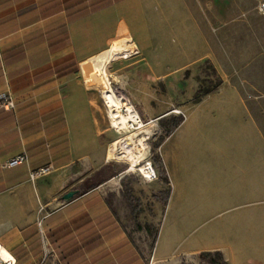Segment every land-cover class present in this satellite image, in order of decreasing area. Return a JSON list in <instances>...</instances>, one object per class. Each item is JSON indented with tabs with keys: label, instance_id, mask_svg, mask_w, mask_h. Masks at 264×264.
Listing matches in <instances>:
<instances>
[{
	"label": "crops",
	"instance_id": "obj_1",
	"mask_svg": "<svg viewBox=\"0 0 264 264\" xmlns=\"http://www.w3.org/2000/svg\"><path fill=\"white\" fill-rule=\"evenodd\" d=\"M147 11L146 0H0V93L15 104L0 108V253L13 264H74L77 255L106 252L98 249L104 234L120 236L107 212L64 211L93 188L57 201L56 169L106 159L100 108L82 77L89 59L112 47L119 54L113 61L128 56L127 38L141 52L143 89L166 76L164 57L151 55L128 24ZM121 24L129 34L111 35ZM194 85L178 102L181 122L157 148L168 195L153 255L167 259L157 256L159 233L188 232L186 255L217 251L227 264H264V128L229 79L221 76L198 100ZM23 153L26 161L5 165ZM43 164L55 171L30 179Z\"/></svg>",
	"mask_w": 264,
	"mask_h": 264
},
{
	"label": "rangeland",
	"instance_id": "obj_2",
	"mask_svg": "<svg viewBox=\"0 0 264 264\" xmlns=\"http://www.w3.org/2000/svg\"><path fill=\"white\" fill-rule=\"evenodd\" d=\"M146 1L148 16L139 17L138 21L129 19L128 24L135 40L148 44L151 55L164 57L162 71L166 76L154 79L148 91L143 89L139 73L141 61L136 60L142 57L141 52L110 64L119 56L112 47L87 61L99 57L109 60V86L124 94L137 110L143 126L119 130L112 127L108 108L101 97L100 81H95L91 87L100 108L106 159L103 157L92 166L76 162L71 168L56 169L59 202H67L93 187L64 211H104L121 227V239L104 234L106 244L98 249H106V252L77 255L78 263L74 264H87V260L95 259L99 260L96 264H219L200 254H184L187 242L192 239L188 232L159 233L157 256L165 255L167 259L155 258L153 249L164 202L162 191L167 190L168 184L160 180L161 170L159 172L156 166L158 179L152 182L141 179L137 167L146 160L148 150L153 163L159 156L158 141L166 129L164 124L174 116H182L170 111L181 110L177 108L178 102L191 93V84L196 86L192 99H197L201 95L197 93L198 88L207 91L216 86L221 76L229 79L239 86L264 128V0ZM124 34L129 32L121 24L111 35ZM126 39L122 38V44L131 55L133 48ZM91 69V64L84 65L85 73ZM139 153L141 164L138 163ZM131 166L134 169L128 171ZM52 171L54 168L34 179ZM158 181L163 184L159 192L156 191ZM68 193L71 196L66 198ZM157 199L160 205L155 208ZM118 239L120 244L113 251L111 244ZM1 256L8 258L2 253Z\"/></svg>",
	"mask_w": 264,
	"mask_h": 264
},
{
	"label": "bare ground",
	"instance_id": "obj_3",
	"mask_svg": "<svg viewBox=\"0 0 264 264\" xmlns=\"http://www.w3.org/2000/svg\"><path fill=\"white\" fill-rule=\"evenodd\" d=\"M91 64V71L85 73L82 69V77L85 80L87 86L95 84V81H100L101 87V97L108 108V116L110 118V125L115 127L117 130L122 128L133 127L136 125V128L143 126V122L134 108V106L127 100L122 92H115L110 86V81L108 78V67L109 60L104 57H99L95 60L87 62ZM81 71V70H80ZM94 103V102H93ZM173 112H178L174 110ZM152 121V120H151ZM146 124V123H145ZM135 127V126H134ZM139 153V157H140ZM142 158L138 163H140ZM145 162V161H144ZM144 162L142 166L137 167V171L142 170L144 173ZM141 164V163H140ZM134 167L131 166L128 171L133 170ZM1 251V250H0ZM0 264H13L12 259L2 258L0 253Z\"/></svg>",
	"mask_w": 264,
	"mask_h": 264
},
{
	"label": "built area",
	"instance_id": "obj_4",
	"mask_svg": "<svg viewBox=\"0 0 264 264\" xmlns=\"http://www.w3.org/2000/svg\"><path fill=\"white\" fill-rule=\"evenodd\" d=\"M262 7H264V5ZM135 47H136V45H135ZM137 54H139V50L136 48L132 52L131 55L118 57L116 59H128V58H130L134 55H137ZM14 107H15V104H14L13 98L11 97L10 93L9 92H1L0 93V108L6 109V110H12V109H14ZM177 111H178L177 113L181 114L182 116L184 115V112H182L181 110H177ZM145 159H146L144 162L145 173L140 169L137 173L139 174L140 178L146 182H152L154 180H157L158 179V170L155 167L153 161L151 160V154H150L149 150L146 152ZM26 160H27V156L25 153H23V154H20L16 157L12 158L5 165L12 166L15 164L22 163ZM51 168H52L51 164H48L45 166L42 165V166H39L38 168H36L35 170L31 171L29 175H30L31 179H34L35 176H39V175L47 173Z\"/></svg>",
	"mask_w": 264,
	"mask_h": 264
},
{
	"label": "trees",
	"instance_id": "obj_5",
	"mask_svg": "<svg viewBox=\"0 0 264 264\" xmlns=\"http://www.w3.org/2000/svg\"><path fill=\"white\" fill-rule=\"evenodd\" d=\"M220 83H221V80H219V82L216 84V86L213 89H215ZM213 89H210L207 91H201L198 88L197 93H199L201 95L198 96L197 99H195V100H198L201 96H203L204 94L208 93L209 91H211ZM182 118H183L182 116H174L173 118L170 119V121L167 124H164L166 126V129L164 131V134L160 137L158 144H160V142L164 139V137L169 135L171 133V131L179 125ZM154 164L157 168H159V172L161 170V172L159 173L160 180L163 183L168 184V178L166 177L165 170H164L163 164H162L159 156L155 157ZM92 188L93 187H91L90 189H92ZM162 194L164 195L165 200H166L167 195H168V190H163ZM129 198H131V197L129 196ZM199 254H200V256L204 257L205 259H208L212 263L215 262V263H219V264H227V261L225 260L223 254L221 252H217V251L216 252H209L208 251V252H201Z\"/></svg>",
	"mask_w": 264,
	"mask_h": 264
},
{
	"label": "water",
	"instance_id": "obj_6",
	"mask_svg": "<svg viewBox=\"0 0 264 264\" xmlns=\"http://www.w3.org/2000/svg\"><path fill=\"white\" fill-rule=\"evenodd\" d=\"M71 196V193H68L65 197L67 198V197H70Z\"/></svg>",
	"mask_w": 264,
	"mask_h": 264
}]
</instances>
